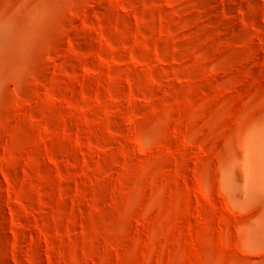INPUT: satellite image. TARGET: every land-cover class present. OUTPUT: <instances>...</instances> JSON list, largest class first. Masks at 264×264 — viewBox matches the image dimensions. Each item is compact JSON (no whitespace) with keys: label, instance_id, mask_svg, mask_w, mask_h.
Wrapping results in <instances>:
<instances>
[{"label":"rangeland","instance_id":"rangeland-1","mask_svg":"<svg viewBox=\"0 0 264 264\" xmlns=\"http://www.w3.org/2000/svg\"><path fill=\"white\" fill-rule=\"evenodd\" d=\"M253 133L264 0H0V264H264Z\"/></svg>","mask_w":264,"mask_h":264},{"label":"bare ground","instance_id":"bare-ground-1","mask_svg":"<svg viewBox=\"0 0 264 264\" xmlns=\"http://www.w3.org/2000/svg\"><path fill=\"white\" fill-rule=\"evenodd\" d=\"M252 139L254 143L253 148L251 147L253 155L246 162L245 186L247 191L261 194L260 192L264 191V149L259 144L258 133H253ZM258 193L256 194L258 195ZM229 257L234 258L235 256L229 252Z\"/></svg>","mask_w":264,"mask_h":264}]
</instances>
